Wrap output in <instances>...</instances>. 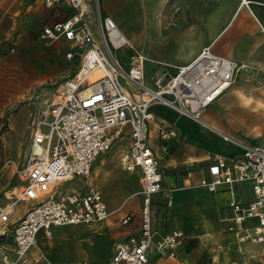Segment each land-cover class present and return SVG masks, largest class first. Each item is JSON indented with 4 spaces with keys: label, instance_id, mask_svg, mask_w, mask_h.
I'll list each match as a JSON object with an SVG mask.
<instances>
[{
    "label": "built area",
    "instance_id": "built-area-1",
    "mask_svg": "<svg viewBox=\"0 0 264 264\" xmlns=\"http://www.w3.org/2000/svg\"><path fill=\"white\" fill-rule=\"evenodd\" d=\"M63 1L69 4L71 13L43 25L39 36L45 41H69L78 48L79 65L35 109L29 154L22 167L24 183L9 193L8 197L14 199L12 207H0V225L12 223L9 231L0 230V264H33L29 251L36 245L40 231L49 235L53 226L92 224L109 217L110 211L96 186L89 185L83 191L55 188L74 177L88 175L95 158L125 134L130 137V145L119 161L126 171L140 169V228L137 234L115 242L111 264H152L147 252L154 235L151 205L153 195L161 189L162 175L148 142L149 123L154 116L150 107L163 104L201 124L204 110L228 89L243 66L205 47L175 73L153 76V84L148 85L146 56L133 49L123 35L122 42L114 43L111 32L118 30L117 25L112 17L100 13L97 2L93 6L92 0L44 3L56 7ZM92 17L98 38L89 25ZM124 46L132 48L127 65L117 53ZM65 55L72 58L74 52L69 50ZM95 70L101 73L90 79ZM226 82L228 87L222 89ZM209 129L221 135L216 127ZM158 135L168 139L176 136V130L160 127ZM236 141L241 153L230 163L218 159L210 164L209 177H202L199 184L210 191L226 185L232 212L228 230L240 241L259 243L264 241V141ZM245 180L252 185L251 201H242L235 193L236 183ZM18 201L33 203L12 221ZM131 217L125 215L122 222L128 223ZM7 235L10 240L3 239ZM184 240L183 231L174 230L161 236L158 247L175 257ZM42 264L56 263L44 258Z\"/></svg>",
    "mask_w": 264,
    "mask_h": 264
},
{
    "label": "crops",
    "instance_id": "crops-1",
    "mask_svg": "<svg viewBox=\"0 0 264 264\" xmlns=\"http://www.w3.org/2000/svg\"><path fill=\"white\" fill-rule=\"evenodd\" d=\"M95 2L102 15L112 17L132 48L141 51L152 64L150 74L146 76L144 71L148 85L153 84V76L175 73L205 47L240 64L264 63V0H248L244 5L242 0H92L91 5ZM71 11L66 1L48 7L44 0H0V38L32 50L40 61L50 65L45 80L66 78L77 69L79 60L67 65L66 61L73 58L65 54L69 50L77 54L78 48L64 38L45 42L39 32L43 25L65 17ZM89 25L98 38L94 17L89 19ZM133 38L152 40L148 46L153 50L152 55L143 48L137 49ZM158 41H162V45ZM117 53L120 56V50ZM209 106L202 117L221 129V135L169 106L154 104L150 107L154 116L149 123L148 142L162 175L161 189L153 195L151 205L154 235L147 252L152 264H264V241H240L228 230L232 212L228 206L227 186L210 191L199 184L202 177H209L210 164L218 159L230 163L242 151L239 145L224 136L227 133L215 112L213 115L207 113ZM164 126L173 127L176 136L161 139L158 131ZM123 136L127 146L116 145L113 151L101 152L93 161L84 186L69 188L83 191L89 185L96 186L110 211L109 217L101 223L73 225L85 234L86 259L100 264H111L115 242L137 234L140 228V213L137 215L135 208L126 205L128 198L138 196L141 210V173L138 168L126 171L120 164V156L130 145L129 135ZM102 183L120 192L117 200L111 202L103 195ZM235 193L242 201L254 198L248 180L236 183ZM127 214L132 217L124 224L122 219ZM61 228L53 226L49 235L43 231L38 233L36 245L29 251L33 264H42L44 258L56 264L62 262L57 254L60 244L55 240V234ZM174 230H182L185 238L175 257L158 247L161 236ZM9 255L13 256L11 252Z\"/></svg>",
    "mask_w": 264,
    "mask_h": 264
},
{
    "label": "rangeland",
    "instance_id": "rangeland-1",
    "mask_svg": "<svg viewBox=\"0 0 264 264\" xmlns=\"http://www.w3.org/2000/svg\"><path fill=\"white\" fill-rule=\"evenodd\" d=\"M131 40L137 49L143 48L144 51L152 55L153 50L148 48L150 43L153 42L152 40L145 41L135 38ZM158 42L162 45V41ZM64 52L63 49V54ZM130 55L131 48L129 46H124L120 50L123 62L128 63ZM72 58V60L66 61L67 65L71 66L77 60H80V54H74ZM40 60L39 56L35 55L32 50L17 47L14 41L1 39L0 207L12 203L14 199L8 197L9 193L11 190H17L24 183L22 167L29 154L32 135L31 123L35 109L39 101L54 91L64 79L45 80V75L50 73L51 68L50 65ZM144 71L146 76L152 71V64L147 60L144 62ZM247 97H250L252 102L249 106L245 103ZM257 102H261L260 105H257ZM214 112L221 127L227 133V135H224L226 138L234 141H245L247 139L264 141V63L241 67L228 89L216 99L213 106H209L207 113L213 115ZM116 145L118 147L127 146L126 137L118 138L108 150L113 151ZM85 181L86 175L77 176L72 180L59 183L55 189L57 191L69 190L72 186H84ZM100 188L103 195L111 202L118 199L120 192L112 188L111 185L102 183ZM30 203L31 201H18L15 203L11 215L12 220L19 217L25 207L30 206ZM126 206L135 208L138 215L140 213L139 197L131 196L128 198ZM98 223L101 222L96 224ZM11 226L12 223L0 225V230L8 229L9 231ZM61 227L63 228L55 234L56 243L60 244L57 247L59 249L57 254L62 261L58 264H100L86 259V237H84L83 231L78 230L73 225ZM3 239L10 240L8 235ZM56 246L58 245L56 244Z\"/></svg>",
    "mask_w": 264,
    "mask_h": 264
},
{
    "label": "bare ground",
    "instance_id": "bare-ground-1",
    "mask_svg": "<svg viewBox=\"0 0 264 264\" xmlns=\"http://www.w3.org/2000/svg\"><path fill=\"white\" fill-rule=\"evenodd\" d=\"M248 2V0H242V4L243 3H247ZM244 5V4H243ZM241 6V5H240ZM121 35H122V33L119 31V29L118 30H113L112 32H111V38L113 39V41H114V43H116V44H118V43H120V42H122V38H123V36L121 37ZM242 66H245V64H242ZM101 72L99 71V70H95V71H93L90 75H89V78L90 79H93L94 77H96V76H98L99 74H100ZM228 84H229V82H226L224 85H222V89L225 87H228ZM232 84V82L230 83V85ZM229 85V86H230ZM221 89V90H222ZM245 103L249 106V105H251L252 104V102H251V99L250 98H248V99H246L245 100ZM201 125L203 126V127H206V128H210V126H212V127H216L217 129H218V131L219 132H222L221 131V129H219L216 125H214V124H212V123H207L205 120L204 121H202V123H201ZM208 128V129H209ZM234 143H236V145H239L238 144V142L237 141H234V140H232ZM9 206H7V208H9V207H12L11 206V203L10 204H8ZM43 238V237H42Z\"/></svg>",
    "mask_w": 264,
    "mask_h": 264
}]
</instances>
